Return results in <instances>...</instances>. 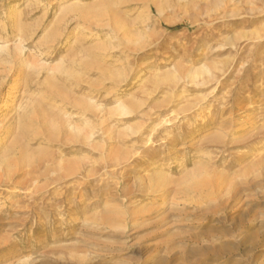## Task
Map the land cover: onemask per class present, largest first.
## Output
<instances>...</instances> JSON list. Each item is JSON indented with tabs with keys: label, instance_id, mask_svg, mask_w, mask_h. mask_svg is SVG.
<instances>
[{
	"label": "rangeland",
	"instance_id": "obj_1",
	"mask_svg": "<svg viewBox=\"0 0 264 264\" xmlns=\"http://www.w3.org/2000/svg\"><path fill=\"white\" fill-rule=\"evenodd\" d=\"M118 2L0 0V264H264V0Z\"/></svg>",
	"mask_w": 264,
	"mask_h": 264
},
{
	"label": "bare ground",
	"instance_id": "obj_2",
	"mask_svg": "<svg viewBox=\"0 0 264 264\" xmlns=\"http://www.w3.org/2000/svg\"><path fill=\"white\" fill-rule=\"evenodd\" d=\"M115 1V0H114ZM119 2H120V0H119ZM118 2V3H119ZM112 3V2H111ZM77 6H79V5H72V8H76ZM102 12H101V10L99 11H96V12H89V13H81L80 15H82V18L83 19H88V18H93V19H97L99 16H100V14H101ZM53 45V44H52ZM15 53H16V56L18 57V60H19V64L22 66V64L24 63V57H25V55L23 54L24 52H23V47L21 46V44H18V45H16L15 47ZM0 51H2V52H7V46H5V47H0ZM42 66V65H41ZM5 83H6V88H7V90H6V92L5 93H3V94H1V86L4 84V82L0 85V94H1V97H0V99H1V105H3V108H8V105L9 104H11V103H13L14 102V100H12V93H13V90L15 89V86H16V83H17V78H13V79H8V80H6L5 81ZM1 105H0V107H1ZM16 104H14V106H15ZM12 105H10V107H11ZM14 106H12V107H14ZM9 107V108H10ZM19 109L20 108V106L18 105H16L15 106V109ZM23 109H24V107H23ZM22 109V110H23ZM27 109L28 108H26V113H27ZM21 110V109H20ZM116 112H118L120 115H129L131 112H130V110L128 109V107H126L124 104H122V103H119L118 104V107H117V110H116ZM50 122V121H49ZM52 122V121H51ZM52 123H55V122H52ZM51 123V124H52ZM50 124V123H49ZM57 125V124H56ZM55 125V126H56ZM49 127L50 128H52V126H50L49 125ZM53 128H54V126H53ZM52 128V129H53ZM58 128V127H57ZM51 129V130H52ZM57 129H55L54 131H56ZM27 159V158H26ZM9 175V174H8ZM22 175V174H21ZM26 175H24L23 177H25ZM9 177V176H8ZM8 180V179H7Z\"/></svg>",
	"mask_w": 264,
	"mask_h": 264
}]
</instances>
